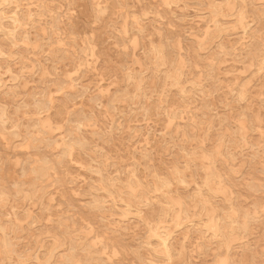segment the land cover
Masks as SVG:
<instances>
[{"label":"rangeland","instance_id":"374dc122","mask_svg":"<svg viewBox=\"0 0 264 264\" xmlns=\"http://www.w3.org/2000/svg\"><path fill=\"white\" fill-rule=\"evenodd\" d=\"M16 1L0 264H264V0Z\"/></svg>","mask_w":264,"mask_h":264},{"label":"bare ground","instance_id":"6f19581e","mask_svg":"<svg viewBox=\"0 0 264 264\" xmlns=\"http://www.w3.org/2000/svg\"><path fill=\"white\" fill-rule=\"evenodd\" d=\"M18 1V0H17ZM16 1V2H17ZM252 1V0H251ZM8 2V1H7ZM13 2V1H12ZM15 2V1H14ZM73 2V1H72ZM163 2V1H162ZM9 3V2H8ZM11 3V2H10ZM169 3V2H168ZM165 4V3H164ZM216 4V3H215ZM168 5V4H167ZM203 5H205V3L203 4ZM252 5H253V3H252ZM255 5V4H254ZM3 7H5L4 5H2ZM206 6V5H205ZM247 7V6H246ZM8 8V7H7ZM4 10H6V9H4ZM42 11H44V10H42ZM9 12V11H8ZM31 12V11H30ZM257 13H258V11H256ZM9 13H12L11 11L9 12ZM15 13V12H14ZM17 13V12H16ZM42 13V12H41ZM234 13V12H233ZM18 14V13H17ZM29 14V13H28ZM12 15H15V14H12ZM24 15V14H23ZM40 15V14H39ZM232 15V14H231ZM17 16H19V15H17ZM26 17V16H25ZM24 17V18H25ZM29 17H31V16H29ZM205 17V16H204ZM3 19H4V15H2V14H0V30H2L3 32L5 31V34H7V36L9 37V36H11L12 35V37H13V35H14V32H15V28H7L8 27V24L5 22V21H3ZM13 22H15V20L13 19V18H10ZM208 19V18H207ZM220 20V19H219ZM20 21V20H19ZM212 21V20H211ZM217 21V20H216ZM23 22V21H22ZM206 22V21H205ZM233 22V21H232ZM10 24V23H9ZM18 24V23H17ZM226 24V23H225ZM229 24V23H228ZM203 25H204V23H203ZM12 27V26H11ZM221 27V26H220ZM7 29V30H6ZM213 30V29H212ZM219 30V29H218ZM125 31V30H124ZM123 32V31H122ZM218 32V31H217ZM218 34V33H217ZM125 35V34H124ZM207 35V34H206ZM205 36V35H204ZM206 37V36H205ZM212 38V37H211ZM206 39V38H205ZM262 39V38H261ZM208 40V39H207ZM257 40V39H256ZM263 40V39H262ZM209 42V41H208ZM213 42V41H212ZM212 44V43H211ZM210 45V44H209ZM262 47V46H261ZM201 48V47H200ZM257 48V47H256ZM205 49V48H204ZM227 49V48H226ZM224 50V49H223ZM222 50V51H223ZM260 50V49H259ZM221 51V52H222ZM162 52V51H161ZM224 52V51H223ZM163 54L165 53L164 51L162 52ZM161 53V54H162ZM160 54V56H162ZM165 55H167V53L165 54ZM252 55V54H251ZM263 55V54H262ZM160 56H159V58H160ZM168 56V55H167ZM158 57V56H157ZM156 57V58H157ZM264 57V56H263ZM166 58V57H165ZM254 58V57H253ZM157 60V59H156ZM159 60V59H158ZM165 61H166V59H164ZM257 59H254V61H256ZM160 61H162V60H160ZM168 62H169V58H168V60H167ZM259 61V60H258ZM264 61V60H263ZM185 63V62H184ZM213 64V63H212ZM211 64V65H212ZM257 64V63H256ZM164 65H165V62H164ZM258 65V64H257ZM184 67V66H183ZM263 69H264V65H263ZM178 70H180V69H178ZM177 71V70H176ZM176 73V72H175ZM181 75V74H180ZM182 75H184V74H182ZM211 75H212V73H211ZM179 76V75H178ZM220 79V78H219ZM176 80H179L178 79V77L176 78ZM5 81V80H4ZM179 83H180V81H178ZM2 83V82H1ZM137 84V83H136ZM182 84V83H181ZM2 87V86H1ZM17 87V86H16ZM5 90V89H4ZM13 90V89H12ZM143 90V89H142ZM207 92V91H206ZM138 93V92H137ZM142 93V92H141ZM141 95V94H140ZM206 96V95H205ZM191 97V96H190ZM35 102V101H34ZM171 116V115H170ZM195 117V116H194ZM193 117V118H194ZM171 118V117H170ZM192 119V118H191ZM195 119V118H194ZM1 120V119H0ZM175 121V120H174ZM198 122V121H197ZM179 123V122H178ZM244 123V122H243ZM1 124V123H0ZM190 125V124H189ZM192 125H193V123H192ZM245 126V125H244ZM247 126V125H246ZM247 130V129H246ZM188 132H190V131H188ZM184 134H185V132H184ZM190 134V133H189ZM193 134H194V132H193ZM192 134V135H193ZM181 135V134H180ZM187 136V135H186ZM184 137H185V135H184ZM243 138H244V136H242ZM246 137V136H245ZM188 138V137H187ZM245 139V138H244ZM236 142V141H235ZM249 142V141H248ZM239 143H240V141H239ZM246 144H248V143H246ZM220 145H221V143H220ZM235 145V144H234ZM238 146V145H237ZM222 148V147H221ZM228 148V147H227ZM203 151H205V150H203ZM222 152L224 151V150H221ZM207 152V151H206ZM220 152V151H219ZM219 152H217V153H219ZM221 152V153H222ZM227 152V151H226ZM220 154V153H219ZM195 155V154H194ZM209 155V154H208ZM220 155H223V154H220ZM83 156V155H82ZM211 156V155H210ZM221 157V156H220ZM224 157H226L225 155H224ZM233 158H234V156H233ZM190 159V158H189ZM188 159V160H189ZM212 159V158H211ZM187 160V161H188ZM220 160V159H219ZM218 160V161H219ZM232 160V159H231ZM230 160V161H231ZM212 161V160H211ZM229 161V160H228ZM234 161V160H233ZM208 163V162H207ZM231 163H232V161H231ZM195 164V163H194ZM228 164V163H227ZM186 165V164H185ZM196 165H198V164H196ZM191 166V165H190ZM177 167V166H176ZM214 169H216L215 167H213ZM219 171V170H218ZM220 172V171H219ZM205 173V172H204ZM210 174H211V172H209ZM213 173V172H212ZM171 174H172V172H171ZM207 174V173H206ZM159 176V175H158ZM181 176V175H180ZM185 176V175H184ZM214 177L216 176V175H213ZM213 176L211 177V178H213ZM183 177V176H182ZM180 178V177H179ZM222 178V177H221ZM224 178V177H223ZM222 178V179H223ZM158 179V178H157ZM168 179H170V178H168ZM174 179V178H173ZM184 179V178H183ZM133 180H134V178H133ZM132 180V181H133ZM162 180V179H161ZM167 180V179H166ZM137 181H138V179H137ZM221 181V180H220ZM219 181V182H220ZM171 182V181H170ZM169 182V183H170ZM216 182V181H215ZM226 182V181H225ZM134 183V182H133ZM154 183H155V181H154ZM223 183V182H222ZM227 184V183H226ZM131 185H132V183H131ZM229 186V185H228ZM103 187V186H102ZM126 187V186H125ZM124 187V188H125ZM136 187V186H135ZM140 187V186H139ZM144 188V187H143ZM168 188V187H167ZM107 189V188H106ZM146 189V188H145ZM161 189V188H160ZM94 191V190H93ZM146 191V190H145ZM156 191V190H155ZM165 191V190H164ZM142 192H143V190H142ZM150 192V191H149ZM166 192V191H165ZM33 193V192H32ZM138 193H139V190H138ZM151 193H153V192H151ZM159 193H161L160 191H159ZM5 194V193H4ZM91 194V193H90ZM113 194V193H112ZM116 194V193H115ZM155 194V193H154ZM165 194V193H164ZM213 194V193H212ZM6 195V194H5ZM91 196V195H90ZM93 196H94V193H93ZM96 196V195H95ZM102 196V195H101ZM116 196V195H115ZM139 196V195H138ZM148 196V195H147ZM149 196H150V193H149ZM160 196H161V194H160ZM163 196V195H162ZM36 197V196H35ZM41 197V196H40ZM112 197H114V196H112ZM111 197V198H112ZM132 197V196H131ZM39 198V197H38ZM98 198V197H97ZM150 198V197H149ZM95 199H96V197H95ZM91 201V200H90ZM89 201V202H90ZM208 202V201H207ZM99 203V202H98ZM108 203H110L109 201H108ZM116 203V202H115ZM142 203V202H141ZM161 203V202H160ZM168 203V202H167ZM185 203V202H184ZM209 203V202H208ZM100 204H101V202H100ZM117 204V203H116ZM146 204H148L147 202H146ZM110 205H113V204H111L110 203ZM182 205V204H181ZM117 206V205H116ZM144 206V205H143ZM147 206V205H146ZM171 206V205H170ZM139 207V206H138ZM172 207V206H171ZM109 208H110V206H109ZM163 210H164V208H162ZM168 209V208H167ZM177 209V208H176ZM110 210V209H109ZM162 210V211H163ZM185 210V209H184ZM104 211V210H103ZM136 211H138V210H136ZM181 211V210H180ZM235 211V210H234ZM98 212H100V211H98ZM115 212V211H114ZM114 212H113V214H114ZM158 212V211H157ZM217 212V211H216ZM101 213V212H100ZM137 213V212H136ZM139 213V212H138ZM185 213H187V212H185ZM111 214H112V212H111ZM116 214V213H115ZM161 214H162V212H161ZM180 214H181V212H180ZM120 215V214H119ZM123 215V214H122ZM183 215H184V212H183ZM182 215V216H183ZM225 215H227V214H225ZM160 216H162V215H160ZM166 216V215H165ZM221 216V215H220ZM224 216V215H223ZM228 216V215H227ZM180 217H181V215H180ZM217 217V216H216ZM216 217H215V221L217 220L216 219ZM218 217H219V214H218ZM238 217V216H237ZM160 218H162V217H160ZM230 217L228 216V219H229ZM182 219V218H181ZM237 219V218H236ZM243 219V218H242ZM58 220V219H57ZM165 220V219H164ZM183 220V219H182ZM223 220V219H222ZM115 221V220H114ZM174 221H176V220H174ZM173 221V222H174ZM224 221V220H223ZM235 221V220H234ZM58 222V221H57ZM56 222V223H57ZM61 222V221H60ZM60 222H58L59 224H60ZM180 222V221H179ZM183 222V221H182ZM239 222V221H238ZM57 223V224H58ZM67 223V222H66ZM156 223V222H155ZM158 223V222H157ZM233 223H235V222H233ZM55 224V223H54ZM57 224H56V226H57ZM177 224V223H176ZM181 224V223H180ZM208 224V223H207ZM214 224V223H213ZM218 224V223H217ZM61 225V224H60ZM64 225V224H63ZM220 225V224H219ZM66 226V225H65ZM179 226V225H178ZM218 226V225H217ZM216 226V227H217ZM1 227V226H0ZM170 227V226H169ZM177 227V226H176ZM220 227H223V226H220ZM219 227V228H220ZM58 228V227H57ZM63 228V227H62ZM65 228V227H64ZM69 228V227H68ZM60 229H61V227H60ZM86 229V228H85ZM63 230V229H62ZM84 230V229H83ZM155 230V229H154ZM199 230V229H198ZM214 230V229H213ZM216 230V229H215ZM64 231V230H63ZM66 231V230H65ZM171 231V230H170ZM211 231V230H210ZM70 232H73L74 233V231H70ZM91 232V231H90ZM65 233V232H64ZM73 233H70V236H71V234H73ZM226 233V232H225ZM87 234V233H86ZM96 234V233H95ZM169 233L168 232H164L163 233V236H160L159 237V239H160V241H159V243H161L162 245H163V247L165 248L166 246H167V244H168V239H167V235H168ZM9 235V234H8ZM63 235H65V234H63ZM62 235V236H63ZM98 235V234H97ZM211 235V234H210ZM226 235V234H225ZM7 236V235H6ZM69 236V237H70ZM10 237V236H9ZM61 237V236H60ZM68 237V238H69ZM75 237H77V236H75ZM80 237V236H79ZM222 237V236H221ZM7 238V237H6ZM71 238H72V236H71ZM73 239V238H72ZM93 239V238H92ZM117 239V238H116ZM0 240H1V238H0ZM62 240H63V238H62ZM69 240H71V239H69ZM74 240V239H73ZM138 240V239H137ZM65 241V240H64ZM68 241V240H67ZM75 241H77V240H75ZM104 241V240H103ZM1 242V241H0ZM62 242V241H61ZM69 242V241H68ZM67 242V243H68ZM97 242V241H96ZM102 242V241H101ZM219 243V242H218ZM71 244V243H70ZM85 244V243H84ZM88 244V243H87ZM103 244V243H102ZM101 244V245H102ZM1 245V244H0ZM52 245V244H51ZM74 245V244H73ZM86 245V244H85ZM97 245L99 246V244H98V242H97ZM96 245V246H97ZM11 246V245H10ZM56 246H58L57 244H56ZM59 247V246H58ZM91 247V246H90ZM1 248V247H0ZM5 248H6V246H5ZM54 248V247H53ZM227 248V247H226ZM12 249V248H11ZM55 249V248H54ZM13 250V249H12ZM11 250V251H12ZM48 250H49V248H48ZM99 250V249H98ZM163 250V249H162ZM227 250V249H226ZM5 252V251H4ZM14 252V251H13ZM59 252H61V251H59ZM92 252V251H91ZM94 252V251H93ZM5 253H7V252H5ZM15 253V252H14ZM58 253V252H57ZM163 253V252H162ZM84 254V253H83ZM93 254H97V253H93ZM109 254V253H108ZM164 254V253H163ZM9 255V254H8ZM46 255V254H45ZM56 255V254H55ZM54 255V256H55ZM138 255V254H137ZM1 256H3V255H1ZM139 256V255H138ZM137 256V257H138ZM3 257H5V256H3ZM57 257H59V256H57ZM61 257V256H60ZM63 257V256H62ZM65 258H66V256H64ZM109 257V256H108ZM115 257V256H114ZM140 257H142V255H140ZM1 258V257H0ZM45 258H46V256H45ZM72 258H73V256H72ZM78 258V257H77ZM80 258V257H79ZM53 259L55 260L56 259V256H55V258L53 257ZM89 259V258H88ZM88 259H87V262L89 263L90 262V260L88 261ZM70 260H71V258H70ZM75 260H77V259H75ZM154 260V259H153ZM80 261V260H79ZM63 262V261H62ZM75 262V261H74ZM229 262V261H228ZM52 263V262H51ZM50 263V264H51ZM57 263V262H56ZM83 263V262H82ZM62 264V263H61ZM65 264V263H64Z\"/></svg>","mask_w":264,"mask_h":264}]
</instances>
